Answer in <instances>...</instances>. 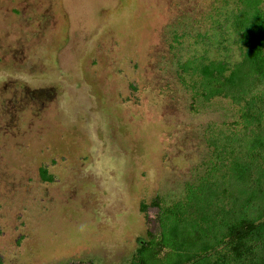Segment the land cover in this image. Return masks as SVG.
Masks as SVG:
<instances>
[{
    "label": "rangeland",
    "instance_id": "1",
    "mask_svg": "<svg viewBox=\"0 0 264 264\" xmlns=\"http://www.w3.org/2000/svg\"><path fill=\"white\" fill-rule=\"evenodd\" d=\"M218 1L0 0L3 264H131L152 201L206 174L210 128L235 116L196 102L178 60L240 59L231 39L196 43Z\"/></svg>",
    "mask_w": 264,
    "mask_h": 264
},
{
    "label": "trees",
    "instance_id": "2",
    "mask_svg": "<svg viewBox=\"0 0 264 264\" xmlns=\"http://www.w3.org/2000/svg\"><path fill=\"white\" fill-rule=\"evenodd\" d=\"M263 2L213 3L206 15L208 28L196 35V43L208 47L205 52L231 39L240 49L239 60L199 51L179 58V80L195 101L212 107L226 102L235 117L218 130L210 128L206 174L187 185L184 197L172 203L152 201L158 209L157 232L137 237L131 264H264ZM187 36L175 33L173 41ZM223 168L229 171L224 174ZM41 170L45 180H54ZM149 206L143 202L142 211Z\"/></svg>",
    "mask_w": 264,
    "mask_h": 264
}]
</instances>
